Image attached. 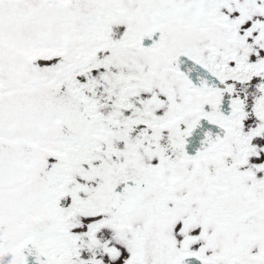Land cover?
<instances>
[{
  "label": "snow or ice",
  "instance_id": "6c2138e0",
  "mask_svg": "<svg viewBox=\"0 0 264 264\" xmlns=\"http://www.w3.org/2000/svg\"><path fill=\"white\" fill-rule=\"evenodd\" d=\"M0 264H264V0H0Z\"/></svg>",
  "mask_w": 264,
  "mask_h": 264
}]
</instances>
